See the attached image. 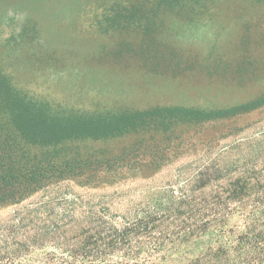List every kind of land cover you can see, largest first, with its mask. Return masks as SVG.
Masks as SVG:
<instances>
[{
  "label": "rangeland",
  "instance_id": "obj_1",
  "mask_svg": "<svg viewBox=\"0 0 264 264\" xmlns=\"http://www.w3.org/2000/svg\"><path fill=\"white\" fill-rule=\"evenodd\" d=\"M116 2L127 0H0V69L21 92L62 115L164 104L228 107L264 92V1L210 0L192 18L161 10L156 44L139 26L99 27ZM124 43L133 50L119 54ZM168 46L174 56L167 54ZM142 47L147 49L141 52ZM163 51V65L153 69ZM60 154L92 160L127 154L155 158L162 165L144 167V176L132 167L114 171L103 165L100 172L111 174L108 182L81 186L65 181L18 206L0 205V221L28 207L36 222L73 236L60 224L100 217L101 211L128 213L145 206L160 189L190 188L194 182L188 179L199 171L217 176L205 192L244 188L263 194L264 105L230 118L178 123L168 131L69 141Z\"/></svg>",
  "mask_w": 264,
  "mask_h": 264
},
{
  "label": "trees",
  "instance_id": "obj_2",
  "mask_svg": "<svg viewBox=\"0 0 264 264\" xmlns=\"http://www.w3.org/2000/svg\"><path fill=\"white\" fill-rule=\"evenodd\" d=\"M209 1L116 2L98 25L105 31L139 26L156 44L153 34L161 10H177L192 18L204 12ZM32 27L36 29V24ZM146 49L142 47L141 52ZM165 49L174 56L173 48ZM123 50L133 48L124 43L118 53ZM166 52L153 69L163 65ZM263 105L264 92L228 107L164 104L62 115L53 112L48 102L21 92L0 69V205L18 206L65 181L81 186L108 182L111 174L105 169L100 172L103 165L114 171L132 167L143 176L144 167L162 165L155 158L147 161L127 154L94 160L66 158L60 154L66 142L108 139L141 130L168 131L178 123L230 118ZM215 178L212 172L199 171L188 179L194 182L190 188L160 189L145 206L137 205L128 213L101 211L100 217L60 224L73 236L36 222L34 209L14 210L7 221H0V264H264V189L263 194L244 188L205 192ZM244 197L261 201H240ZM235 216L239 220L231 224ZM47 246L53 248L47 250Z\"/></svg>",
  "mask_w": 264,
  "mask_h": 264
}]
</instances>
